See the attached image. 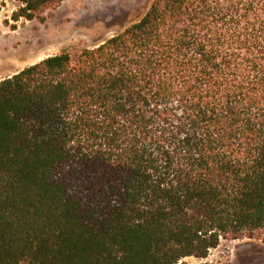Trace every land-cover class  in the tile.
Wrapping results in <instances>:
<instances>
[{
    "label": "trees",
    "instance_id": "obj_1",
    "mask_svg": "<svg viewBox=\"0 0 264 264\" xmlns=\"http://www.w3.org/2000/svg\"><path fill=\"white\" fill-rule=\"evenodd\" d=\"M14 1L43 24L64 0ZM243 238L264 244V0H152L0 80V264H186Z\"/></svg>",
    "mask_w": 264,
    "mask_h": 264
},
{
    "label": "rangeland",
    "instance_id": "obj_2",
    "mask_svg": "<svg viewBox=\"0 0 264 264\" xmlns=\"http://www.w3.org/2000/svg\"><path fill=\"white\" fill-rule=\"evenodd\" d=\"M152 0H64L53 17L14 21L19 4L0 0V80L64 51L91 48L139 20ZM10 55V56H9ZM186 264H264V244L256 239H221L206 258Z\"/></svg>",
    "mask_w": 264,
    "mask_h": 264
},
{
    "label": "bare ground",
    "instance_id": "obj_3",
    "mask_svg": "<svg viewBox=\"0 0 264 264\" xmlns=\"http://www.w3.org/2000/svg\"><path fill=\"white\" fill-rule=\"evenodd\" d=\"M10 56V55H9Z\"/></svg>",
    "mask_w": 264,
    "mask_h": 264
},
{
    "label": "crops",
    "instance_id": "obj_4",
    "mask_svg": "<svg viewBox=\"0 0 264 264\" xmlns=\"http://www.w3.org/2000/svg\"><path fill=\"white\" fill-rule=\"evenodd\" d=\"M16 73V72H15Z\"/></svg>",
    "mask_w": 264,
    "mask_h": 264
}]
</instances>
